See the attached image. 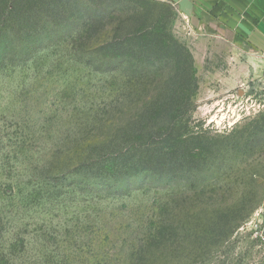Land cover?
Instances as JSON below:
<instances>
[{
	"label": "rangeland",
	"instance_id": "obj_1",
	"mask_svg": "<svg viewBox=\"0 0 264 264\" xmlns=\"http://www.w3.org/2000/svg\"><path fill=\"white\" fill-rule=\"evenodd\" d=\"M25 3L21 14L15 2L0 0V260L264 264L263 57L241 47L193 62L189 96L160 113L178 122L171 138L153 129L151 139L138 138L144 104L157 116L182 65L149 56L150 76L140 83L132 77L140 62L126 57L123 43L107 52L103 45L111 31L118 28L120 42L137 26L119 10L130 6L171 33L180 52L190 32L174 6ZM173 143L176 164L118 180L94 168L98 158L142 144L174 152Z\"/></svg>",
	"mask_w": 264,
	"mask_h": 264
},
{
	"label": "trees",
	"instance_id": "obj_2",
	"mask_svg": "<svg viewBox=\"0 0 264 264\" xmlns=\"http://www.w3.org/2000/svg\"><path fill=\"white\" fill-rule=\"evenodd\" d=\"M49 1L59 2L62 0ZM14 2L17 5V10H14L16 12L20 11L19 13L23 14V9L26 7L25 2H27V0H11V3ZM123 9L126 10V18H130L131 21L134 20V23H137V26L133 28L132 31L124 34V37L120 42H118L117 40L118 36L116 31L118 28L116 29V31H111V33H113L115 37H111L112 40L103 45L104 51L107 52V50H112L114 49V47L112 46L113 44H119L122 42L126 57H131V59L133 60L138 59V61L140 62V64L138 65L141 69L138 71L135 70V73H133L132 76H135L137 79L139 78L138 82L140 83H145V79L150 76L149 72L151 71L148 69L145 62L147 58L149 60V56L156 57L157 60L162 59L163 61L165 58V61L170 64L172 63L174 65V68L175 64L179 63L180 65H182L180 66V70L182 71V73H176V76L181 77L179 78L178 88L175 89L173 87L172 89H170L169 100L167 102H163V104L156 103V108L158 110V112L156 113L157 116L153 115L154 112L152 110H150V112L148 111L147 102L143 107L144 112H142L140 115V125L142 130L139 129L141 135H139L138 138L142 136V138L148 137L151 139L150 135L153 133V131H151L150 129H153L156 132L166 130L165 132H162V135H165L167 139L171 138V134H169L170 130L172 129V126L178 122L175 120L173 121L171 118L163 119V117L160 116V113L172 112L173 106H176L178 104L176 100L177 96H183V98H186L185 96H189V92H187L188 87L195 79L192 54L187 47L179 44L177 46L180 48V52L175 51L174 47L171 46V43L177 44L176 39L171 33L163 32V30H157V28L153 27L152 25H148L151 17L146 11L142 13H136L130 6H126V8L124 7L119 10L121 11ZM105 56L108 55L105 54ZM179 58H183V60L180 61ZM176 70H178L177 67ZM149 113L152 114V117L149 115ZM149 122L151 124H149ZM148 124L151 126L147 129L146 126ZM161 124H165V127H163ZM174 139H172L174 143L179 142L177 141V138ZM175 145L176 144L173 145L174 152L171 150V152L169 153V151L163 149V147L152 149L148 147V144H146V146L142 144L141 151L131 149L130 151H120L119 153L111 157H106V159L98 158V161H96L94 168L99 171L105 169L108 172V176H111V178L118 180L121 175L131 174L132 172L134 173L138 170H140V172H144L145 170H148V168H158L160 166L176 164L178 163L179 158H177L176 156L177 146L175 147ZM136 151L139 152V155L136 154ZM3 263L7 264L0 260V264Z\"/></svg>",
	"mask_w": 264,
	"mask_h": 264
},
{
	"label": "crops",
	"instance_id": "obj_3",
	"mask_svg": "<svg viewBox=\"0 0 264 264\" xmlns=\"http://www.w3.org/2000/svg\"><path fill=\"white\" fill-rule=\"evenodd\" d=\"M166 1L189 27L186 42L195 66L235 55L241 47L264 59V0ZM253 65L259 72V63Z\"/></svg>",
	"mask_w": 264,
	"mask_h": 264
}]
</instances>
